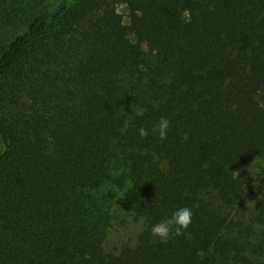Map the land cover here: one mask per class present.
<instances>
[{
    "label": "trees",
    "instance_id": "trees-1",
    "mask_svg": "<svg viewBox=\"0 0 264 264\" xmlns=\"http://www.w3.org/2000/svg\"><path fill=\"white\" fill-rule=\"evenodd\" d=\"M0 264H264V0H0Z\"/></svg>",
    "mask_w": 264,
    "mask_h": 264
},
{
    "label": "clouds",
    "instance_id": "clouds-1",
    "mask_svg": "<svg viewBox=\"0 0 264 264\" xmlns=\"http://www.w3.org/2000/svg\"><path fill=\"white\" fill-rule=\"evenodd\" d=\"M146 109L138 107L135 111L137 117L144 115ZM170 121L166 117H161L156 125L150 130L140 127L137 131L141 138H146L150 133L157 135L162 142L167 139ZM3 150H7L6 146ZM192 210L188 207L178 208L172 212L170 217L162 219L160 222L154 224L151 228V236L160 243H168L170 238L184 236L191 238V233L188 228L192 223Z\"/></svg>",
    "mask_w": 264,
    "mask_h": 264
},
{
    "label": "rangeland",
    "instance_id": "rangeland-1",
    "mask_svg": "<svg viewBox=\"0 0 264 264\" xmlns=\"http://www.w3.org/2000/svg\"><path fill=\"white\" fill-rule=\"evenodd\" d=\"M118 12L122 15L124 22H126V10L124 6L118 7ZM137 226L129 222L127 218H120L109 229L107 237L104 241V250L107 252L118 251L122 244L133 242L137 234Z\"/></svg>",
    "mask_w": 264,
    "mask_h": 264
}]
</instances>
